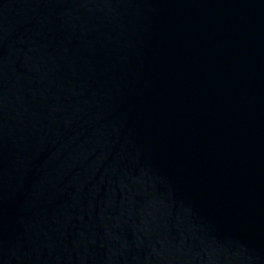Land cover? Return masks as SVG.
<instances>
[{
	"label": "water",
	"instance_id": "obj_1",
	"mask_svg": "<svg viewBox=\"0 0 264 264\" xmlns=\"http://www.w3.org/2000/svg\"><path fill=\"white\" fill-rule=\"evenodd\" d=\"M0 264H264V0H0Z\"/></svg>",
	"mask_w": 264,
	"mask_h": 264
}]
</instances>
